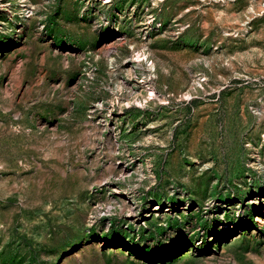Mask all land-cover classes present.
Returning <instances> with one entry per match:
<instances>
[{
	"label": "rangeland",
	"instance_id": "obj_1",
	"mask_svg": "<svg viewBox=\"0 0 264 264\" xmlns=\"http://www.w3.org/2000/svg\"><path fill=\"white\" fill-rule=\"evenodd\" d=\"M0 264H264V0H0Z\"/></svg>",
	"mask_w": 264,
	"mask_h": 264
},
{
	"label": "bare ground",
	"instance_id": "obj_2",
	"mask_svg": "<svg viewBox=\"0 0 264 264\" xmlns=\"http://www.w3.org/2000/svg\"><path fill=\"white\" fill-rule=\"evenodd\" d=\"M153 92L152 91H150V94L149 95H151Z\"/></svg>",
	"mask_w": 264,
	"mask_h": 264
}]
</instances>
